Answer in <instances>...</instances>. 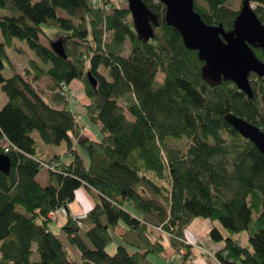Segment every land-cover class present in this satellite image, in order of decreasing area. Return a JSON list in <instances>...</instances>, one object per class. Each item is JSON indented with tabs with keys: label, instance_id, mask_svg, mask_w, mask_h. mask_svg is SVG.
Here are the masks:
<instances>
[{
	"label": "trees",
	"instance_id": "1",
	"mask_svg": "<svg viewBox=\"0 0 264 264\" xmlns=\"http://www.w3.org/2000/svg\"><path fill=\"white\" fill-rule=\"evenodd\" d=\"M143 1L157 16L148 40L127 6L112 0H104L108 9L91 0H0V154L10 160L9 173L0 171V264H154L149 255L164 253L166 237L174 252L186 250L168 264H188L189 245L156 227L183 237L196 217L209 219L210 238L224 242L215 253L220 264H264V154L225 119L231 113L264 132V80L250 74L251 97L231 81L207 80L197 52L166 24L165 6ZM231 1L194 0V9L228 31L239 10ZM249 3L264 24V0ZM43 25L62 33L51 38ZM14 39L37 57L21 72L8 52ZM56 41L65 56L53 50ZM252 49L264 62L262 50ZM42 77L46 88L37 84ZM74 79L100 139L82 136L79 114L56 91ZM39 141L64 142L68 160L38 155ZM43 168L45 185L36 179ZM80 186L94 201L82 226L67 209ZM61 206L63 235L80 262L51 230L47 215ZM117 227L121 242L109 254Z\"/></svg>",
	"mask_w": 264,
	"mask_h": 264
},
{
	"label": "water",
	"instance_id": "2",
	"mask_svg": "<svg viewBox=\"0 0 264 264\" xmlns=\"http://www.w3.org/2000/svg\"><path fill=\"white\" fill-rule=\"evenodd\" d=\"M125 1L139 38L143 40L152 38V24L157 23V16L149 10L143 0ZM157 1L165 6L166 24L173 27L181 36L184 46L196 51L199 60L204 62L203 76L212 82L221 79L231 81L239 90L251 97L250 74L254 73L264 80V62L252 49L258 47L264 55V24L255 14L249 0L241 1L233 26L228 31H225L221 24H206L194 9V0ZM53 50L65 56L60 41L54 43ZM225 119L242 137L251 141L264 154L263 131L231 113H228ZM9 170V157L0 154V171L8 174Z\"/></svg>",
	"mask_w": 264,
	"mask_h": 264
},
{
	"label": "crops",
	"instance_id": "3",
	"mask_svg": "<svg viewBox=\"0 0 264 264\" xmlns=\"http://www.w3.org/2000/svg\"><path fill=\"white\" fill-rule=\"evenodd\" d=\"M18 71L21 72V69ZM42 79L43 81H45L46 78L42 77L41 80L37 81V84L41 88H44V86L40 84V81H42ZM78 84L82 85L80 81L78 82ZM75 89L77 90V95L75 96L76 98L72 106H70L71 107L70 109L80 115V118H79L80 124L86 125L88 127L86 131L88 133V136H91L95 139H99V134H100L99 128H98V131H95V130L90 131V127H89L90 123H88L86 117L84 121L83 114L81 113V108L84 107L88 103V100L83 91V85H82L81 92L79 90L78 85H75ZM1 100H2V95H1ZM84 133L85 132H82V134ZM94 133H98V135H94ZM75 143H76V139H75ZM37 177L38 175L36 176V179ZM47 182H48V175L45 178V183H40V182L39 183L41 185H45L47 184ZM93 204H94V201L90 197V195H88L84 190H82L79 187L75 192V197L73 201L67 205V209L70 215L78 214V213H87L89 209L93 206ZM129 209L131 212H133V209L131 208ZM134 213L135 212H133V214ZM135 214L137 215V213ZM66 220H67L66 216H61L56 222H52L51 230L54 233L56 230V231L61 232V234H64V232H62V227L65 225ZM211 227H212V223L210 222L209 219L202 218V217H196L192 219V221L184 229L183 237L186 240L187 245H189L188 264H220L215 258V253L224 247V242L223 241L215 242L210 238L209 233H210ZM116 232L118 234H121L123 232V229L120 228ZM165 246H166L165 251H167L166 254L170 252V254L166 256V258L168 259L171 256H173L174 249L170 246H167V245ZM77 255L79 256V252ZM76 261L80 262V259Z\"/></svg>",
	"mask_w": 264,
	"mask_h": 264
},
{
	"label": "rangeland",
	"instance_id": "4",
	"mask_svg": "<svg viewBox=\"0 0 264 264\" xmlns=\"http://www.w3.org/2000/svg\"><path fill=\"white\" fill-rule=\"evenodd\" d=\"M114 2V4L116 6H127V2L125 0H112ZM240 4H241V0H232L231 1V5L232 7H234L235 9H239L240 7ZM253 7V5H251ZM0 13H2V10L0 9ZM44 32L50 36L51 38L55 35H57L58 33H62L61 30L57 29L56 27H53V26H48V25H43L42 26ZM106 37V34L104 35ZM2 38L1 36V33H0V39ZM42 41H43V37H41ZM20 49V50H19ZM8 52H9V55H10V58L12 60V62L15 64L16 66V69L17 70H20L24 64H27L28 63V60L30 58H37L35 53L30 50L28 47H27V44L25 41H21V40H18V39H14V43L12 45L11 48H8ZM11 74L10 70H9V67L8 65H6V67L3 69V75L5 77H8L9 75ZM78 80L77 79H74L72 80L70 83H68V88L73 92L74 94V97L71 98L70 102L67 104V108L70 109L75 100V96L77 95V90L75 89V85H78L79 86V90L80 92L82 91V85L81 84H78ZM47 83L48 81L45 79V81H40V84H42V86H44L45 88L47 87ZM5 102V97L4 95H2V100H1V103H0V106ZM80 111V110H79ZM81 113L83 114V119L85 121V112H84V107L81 108ZM80 118V115L78 117V120ZM89 127H90V131H98V128L99 126L98 125H95V124H89ZM88 129V127H87ZM84 130V134H82V136H88V133L86 132L87 131ZM37 139V134L34 133L33 134ZM94 135H98V133H94ZM101 135L99 134V139H100ZM65 143L62 142L61 144L59 145H55V146H47L45 144H43L42 142L40 143V141L38 142L37 146H36V152L38 155H42L43 157H47L48 155H52V154H60V158L62 161H66L67 160V155L65 154ZM47 176V170L46 169H42L39 174H38V177H37V180L40 182V183H45V178ZM80 188L82 190H84L87 194L88 192L86 191V189L83 187V186H80ZM89 195V194H88ZM66 208V207H65ZM133 212L137 213L138 212L136 210L133 209ZM134 213V214H135ZM253 220H254V215H253ZM120 227H117L116 231L119 230ZM115 231V233L112 234V241L106 246V250L109 254H112L114 253L115 249H116V246L121 242L120 238H119V235L118 233ZM55 234L57 235V237L64 243L68 253H69V256L71 259L73 260H78L79 259V256L77 255L78 252H77V249L74 245L70 244L67 240V238L65 237V235L61 234V232L59 231H56L55 230ZM241 241L245 244V245H248V242H247V237H248V231H243L240 233L239 235ZM85 242L90 246V243L87 239H85ZM164 244L167 245V246H170L169 245V241H168V238H164L163 240ZM170 248V247H168ZM167 251H164L163 254L161 255H156V254H150L149 255V259L154 263V264H168V259L166 258V256H168L170 254L167 253ZM172 257V256H171ZM174 263H177V258L176 257H173L172 260Z\"/></svg>",
	"mask_w": 264,
	"mask_h": 264
},
{
	"label": "built area",
	"instance_id": "5",
	"mask_svg": "<svg viewBox=\"0 0 264 264\" xmlns=\"http://www.w3.org/2000/svg\"><path fill=\"white\" fill-rule=\"evenodd\" d=\"M92 3L94 5H96L97 7H102L104 9H108L107 5L104 3V0H91ZM57 92H60L63 96H65L68 100V102H70L71 98L74 97L73 92L68 88V85L64 82H61L60 85L58 86V88L56 89ZM87 126L84 125L83 130H86ZM8 148V143L4 146V150L7 151ZM67 215V209L63 206L55 208L51 211H49L48 213V218L52 221V222H56L61 216H66ZM73 220L77 223L78 226H82V220L86 217V213H78V214H73L71 215ZM156 229L159 232L164 233L165 235H167L170 238L176 239L178 242L180 243H185L187 244L186 240L184 239V237H178L175 235L174 232V228L170 227V230H164L162 227H156ZM186 250L183 246H181L178 250H176L173 253V256L168 258V262L170 260H172L173 257H176L177 259L180 258L183 254H185Z\"/></svg>",
	"mask_w": 264,
	"mask_h": 264
}]
</instances>
